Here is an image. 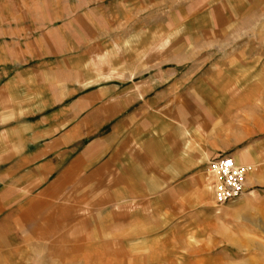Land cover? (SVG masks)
<instances>
[{
    "label": "crops",
    "instance_id": "crops-1",
    "mask_svg": "<svg viewBox=\"0 0 264 264\" xmlns=\"http://www.w3.org/2000/svg\"><path fill=\"white\" fill-rule=\"evenodd\" d=\"M248 1L0 0V264L214 244L206 169L224 146L166 49L210 42Z\"/></svg>",
    "mask_w": 264,
    "mask_h": 264
},
{
    "label": "rangeland",
    "instance_id": "rangeland-1",
    "mask_svg": "<svg viewBox=\"0 0 264 264\" xmlns=\"http://www.w3.org/2000/svg\"><path fill=\"white\" fill-rule=\"evenodd\" d=\"M241 8L232 12V27L215 29L210 42L167 44L166 50L169 55L177 47L176 58L167 63L189 69L182 84L206 87L209 103L196 106L198 115L212 123L224 146L220 155L250 167L245 191L215 208L222 227L216 228L214 244H197L177 259L169 254L174 258L159 264H264V0Z\"/></svg>",
    "mask_w": 264,
    "mask_h": 264
},
{
    "label": "built area",
    "instance_id": "built-area-1",
    "mask_svg": "<svg viewBox=\"0 0 264 264\" xmlns=\"http://www.w3.org/2000/svg\"><path fill=\"white\" fill-rule=\"evenodd\" d=\"M207 178L213 192L215 207L240 197L245 191V184L250 167L238 163L232 156L218 155L207 163Z\"/></svg>",
    "mask_w": 264,
    "mask_h": 264
}]
</instances>
